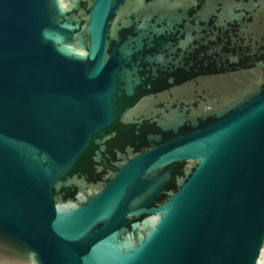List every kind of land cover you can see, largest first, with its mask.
Segmentation results:
<instances>
[{
    "label": "water",
    "instance_id": "1",
    "mask_svg": "<svg viewBox=\"0 0 264 264\" xmlns=\"http://www.w3.org/2000/svg\"><path fill=\"white\" fill-rule=\"evenodd\" d=\"M0 264H264V0H0Z\"/></svg>",
    "mask_w": 264,
    "mask_h": 264
}]
</instances>
